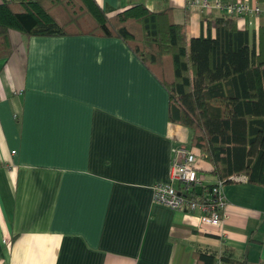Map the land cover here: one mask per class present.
I'll use <instances>...</instances> for the list:
<instances>
[{"label": "crops", "instance_id": "crops-1", "mask_svg": "<svg viewBox=\"0 0 264 264\" xmlns=\"http://www.w3.org/2000/svg\"><path fill=\"white\" fill-rule=\"evenodd\" d=\"M209 1L98 0L108 15L169 6L189 38L215 34L226 13L217 1L261 7L235 16L241 29L264 24L260 0ZM10 38L14 50L0 58V264H219L228 255L264 264L263 185L225 183L228 216L217 225L155 200L179 146L198 154L207 181L216 177L190 129L170 119L169 89L123 38L15 29Z\"/></svg>", "mask_w": 264, "mask_h": 264}, {"label": "trees", "instance_id": "trees-1", "mask_svg": "<svg viewBox=\"0 0 264 264\" xmlns=\"http://www.w3.org/2000/svg\"><path fill=\"white\" fill-rule=\"evenodd\" d=\"M12 29L123 38L169 89L170 119L190 129V143L211 163L216 181L244 174L264 186V24L258 32L241 29L225 13L216 19L215 34L189 38L169 6L151 10L137 3L108 15L98 0H2L0 58L14 50ZM216 181L193 184L185 194L204 201ZM220 260L247 264L230 255Z\"/></svg>", "mask_w": 264, "mask_h": 264}, {"label": "built area", "instance_id": "built-area-1", "mask_svg": "<svg viewBox=\"0 0 264 264\" xmlns=\"http://www.w3.org/2000/svg\"><path fill=\"white\" fill-rule=\"evenodd\" d=\"M203 6H211L209 0H202ZM216 6L223 8L227 14L240 16L249 11L259 12L260 6L251 7L246 3H222L215 2ZM198 154L185 146L175 148L174 157L171 165L170 180L167 182L159 181L154 184L155 200L168 205L172 208H187L189 210H200L202 223L219 224L223 218L228 216L226 211L228 200L223 192L222 181H216L212 191L208 192L209 198L204 201H198L185 194L193 184H201L207 181L201 173L198 165ZM1 164V162H0ZM247 180L244 174L231 176V181ZM221 264H226L221 262Z\"/></svg>", "mask_w": 264, "mask_h": 264}, {"label": "rangeland", "instance_id": "rangeland-1", "mask_svg": "<svg viewBox=\"0 0 264 264\" xmlns=\"http://www.w3.org/2000/svg\"><path fill=\"white\" fill-rule=\"evenodd\" d=\"M204 175H205V173H204Z\"/></svg>", "mask_w": 264, "mask_h": 264}]
</instances>
